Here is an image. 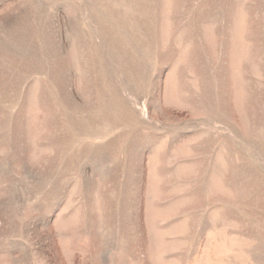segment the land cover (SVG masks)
Segmentation results:
<instances>
[{
	"label": "rangeland",
	"instance_id": "rangeland-1",
	"mask_svg": "<svg viewBox=\"0 0 264 264\" xmlns=\"http://www.w3.org/2000/svg\"><path fill=\"white\" fill-rule=\"evenodd\" d=\"M0 264H264V0H0Z\"/></svg>",
	"mask_w": 264,
	"mask_h": 264
}]
</instances>
